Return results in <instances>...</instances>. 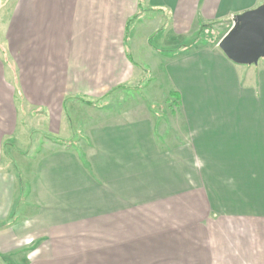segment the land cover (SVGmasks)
<instances>
[{
	"label": "crops",
	"instance_id": "0c3cea01",
	"mask_svg": "<svg viewBox=\"0 0 264 264\" xmlns=\"http://www.w3.org/2000/svg\"><path fill=\"white\" fill-rule=\"evenodd\" d=\"M262 2L0 0V264H264V58L188 44Z\"/></svg>",
	"mask_w": 264,
	"mask_h": 264
},
{
	"label": "rangeland",
	"instance_id": "374dc122",
	"mask_svg": "<svg viewBox=\"0 0 264 264\" xmlns=\"http://www.w3.org/2000/svg\"><path fill=\"white\" fill-rule=\"evenodd\" d=\"M233 25V21L231 22ZM230 29V24H216V25H209L207 26V28H201L199 29L198 32H196L195 35L192 36V39L189 41L188 44L191 45H196L197 42L199 40H202L203 38L205 39H209L211 42L219 43L220 42V38H222V36H224L228 30ZM163 83L157 82L155 83V85L153 87H155V90L158 93L157 98L159 100H162L163 96V90L162 91H158L157 87L162 86ZM145 86V84H144ZM160 104L157 105V108L155 107V111L157 114H163L164 115V119L165 121H169L172 120L171 116H173L172 113V109L170 107V103L169 100L164 101L163 103H161V101L159 102ZM76 110V109H75ZM73 110L68 112L66 117L68 116L70 119L74 120L73 117ZM43 115H39V114H33V121H34V131L32 132H28L29 133V143L27 145H18V143L12 144L16 146V150L17 152L21 155H23L24 157H26L27 159H31V157L36 156V151L39 150L41 148V150H45L46 146H52V145H68L71 144L72 146L76 143V144H80L82 143L81 140V136L77 133L76 135L73 134L71 137H69L68 139H64V138H59V137H55L53 134H51L48 131L47 128V123L42 120ZM76 124V122L74 123ZM23 147L22 149L18 146ZM23 160V159H22ZM29 162V161H28ZM19 166H22L21 162L19 163ZM18 167L14 166L12 169L13 171L17 174V177L20 179V169H18ZM24 166H22L23 168ZM19 184L18 189H17V194H16V204H15V214L17 213V211L19 210V206L21 203H23V197L22 195L24 193V187H23V183L21 180H18ZM14 216V215H13ZM12 218V217H11ZM13 219V218H12Z\"/></svg>",
	"mask_w": 264,
	"mask_h": 264
},
{
	"label": "water",
	"instance_id": "95a60500",
	"mask_svg": "<svg viewBox=\"0 0 264 264\" xmlns=\"http://www.w3.org/2000/svg\"><path fill=\"white\" fill-rule=\"evenodd\" d=\"M231 29L220 38L218 49L233 64L257 65L264 58V2L232 19Z\"/></svg>",
	"mask_w": 264,
	"mask_h": 264
}]
</instances>
